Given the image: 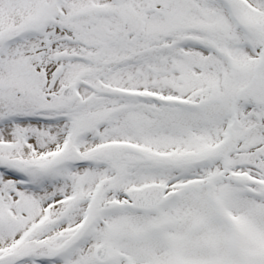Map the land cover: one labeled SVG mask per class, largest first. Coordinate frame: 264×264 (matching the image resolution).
Here are the masks:
<instances>
[{
    "label": "snow or ice",
    "instance_id": "obj_1",
    "mask_svg": "<svg viewBox=\"0 0 264 264\" xmlns=\"http://www.w3.org/2000/svg\"><path fill=\"white\" fill-rule=\"evenodd\" d=\"M0 264H264V0H0Z\"/></svg>",
    "mask_w": 264,
    "mask_h": 264
}]
</instances>
